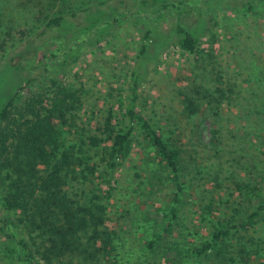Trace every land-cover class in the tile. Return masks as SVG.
<instances>
[{"label":"rangeland","instance_id":"rangeland-1","mask_svg":"<svg viewBox=\"0 0 264 264\" xmlns=\"http://www.w3.org/2000/svg\"><path fill=\"white\" fill-rule=\"evenodd\" d=\"M114 1L0 0V109L17 91L48 98L46 75L58 78L79 91L80 106L56 121L57 139L74 158L88 156L89 163L97 164L96 174H87L85 183L68 178L63 190L87 207L96 202L93 196L102 198L97 204L104 211L95 209L102 218L97 230L111 235V245L108 252H94L90 237L95 227L88 223L77 249L63 257V264H263L264 211L252 228L232 231L206 256L197 257L192 249L209 239L218 219L239 208L243 191L256 189L264 195V14L235 8L247 0H228L232 8L215 13L213 33L202 36L192 53L149 46L136 110L180 147L185 166V193L172 228V238L179 240L169 239L175 249L162 251L164 259L157 261L158 251L154 255L146 245L153 220L166 224L163 215L174 189L169 172L153 160L143 137L135 135L129 157L113 175L110 198L103 199L106 189L98 187L104 177V153L87 145L90 136L104 137L107 111L119 119L126 106L140 46L138 31L125 24L100 45L83 46L78 60L65 65L63 59L51 57L62 50L60 38L36 39L48 18ZM199 16L193 11L184 19L197 36L203 26ZM172 24L165 19L159 30L167 34ZM45 63L52 69L46 70ZM74 168L80 169L76 161ZM2 217L0 211V221ZM19 232L27 237L26 231Z\"/></svg>","mask_w":264,"mask_h":264},{"label":"trees","instance_id":"trees-1","mask_svg":"<svg viewBox=\"0 0 264 264\" xmlns=\"http://www.w3.org/2000/svg\"><path fill=\"white\" fill-rule=\"evenodd\" d=\"M228 3V0L102 2L83 8L78 14L48 18L36 36L41 41L60 38L62 50L59 48L51 57L63 59L61 64L65 65L78 60L83 46L100 45L125 24L138 31L140 46L129 76L126 106L119 119L109 109L101 129L104 137L90 136L87 145L104 153L101 158L104 177L98 187L99 191L103 187L106 189L103 199L110 198L113 175L129 157L135 135L143 137L154 154L153 160L169 172L174 189L169 211L163 215L166 224L153 220L151 238L146 245L154 255L158 251L157 261L164 259L162 251L175 249L174 242L179 240L172 238V228L178 222L176 207L185 193V166L180 147L167 140L158 127L136 110L149 46L153 43L157 51L173 46L192 53L198 48L202 36L213 33L217 26L215 13L232 8ZM235 8L244 13L257 11L264 14V0H247ZM193 11L200 12L198 18L203 22L201 36L192 32L184 22ZM165 19L173 23L167 34L159 30ZM43 66L46 70L52 69L50 63ZM46 80L49 84L48 98L39 93L23 96L17 91L0 109V211L3 214L0 221V261L3 264H63V257L77 249V242L88 223L95 227L90 237L94 240V252H108L111 245V235L97 230L102 218L95 209L104 211V206L97 204L102 198L93 196L96 202L87 207L69 198L63 190L68 178H78L85 183L87 174L94 175L97 171V164L89 163L88 156L74 158L70 148L57 139L56 121H63L67 114L78 109L79 91L65 86L49 73ZM75 161L80 165L78 172L74 168ZM39 167H42V174H38ZM142 170L146 173L145 169ZM134 176L139 178L138 171ZM240 199L239 208L212 225L209 239L193 248V255L206 256L227 240L232 231L248 230L257 223L264 211V195L251 189L243 191ZM21 230L26 231L27 237L19 232ZM36 238L39 241H35ZM169 239H174V242L170 243Z\"/></svg>","mask_w":264,"mask_h":264}]
</instances>
